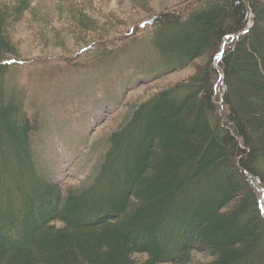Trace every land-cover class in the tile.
<instances>
[{"label":"trees","instance_id":"1","mask_svg":"<svg viewBox=\"0 0 264 264\" xmlns=\"http://www.w3.org/2000/svg\"><path fill=\"white\" fill-rule=\"evenodd\" d=\"M11 1L0 6V264H264V1L197 0L147 22L159 56L193 73L130 107L92 176L64 189L37 174V123L4 96L21 62L11 30L30 8ZM69 13L92 28L81 6Z\"/></svg>","mask_w":264,"mask_h":264},{"label":"rangeland","instance_id":"2","mask_svg":"<svg viewBox=\"0 0 264 264\" xmlns=\"http://www.w3.org/2000/svg\"><path fill=\"white\" fill-rule=\"evenodd\" d=\"M29 1L11 30L21 62L4 74V96L37 123L31 150L37 174L63 189L78 186L92 176L130 107L193 73V66L176 69L159 56L154 20L148 23L197 0ZM71 3L84 9L90 30L78 26ZM5 4L12 1L0 0ZM194 258L211 260L198 252Z\"/></svg>","mask_w":264,"mask_h":264}]
</instances>
